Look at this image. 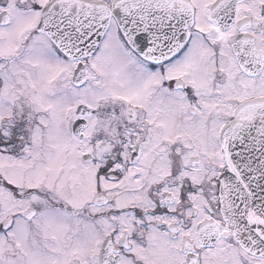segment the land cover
I'll return each instance as SVG.
<instances>
[{"label":"snow or ice","instance_id":"6c2138e0","mask_svg":"<svg viewBox=\"0 0 264 264\" xmlns=\"http://www.w3.org/2000/svg\"><path fill=\"white\" fill-rule=\"evenodd\" d=\"M0 264H264V0H0Z\"/></svg>","mask_w":264,"mask_h":264}]
</instances>
